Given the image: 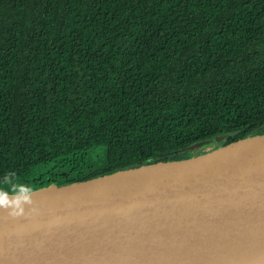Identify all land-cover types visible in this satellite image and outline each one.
<instances>
[{"label": "trees", "instance_id": "1", "mask_svg": "<svg viewBox=\"0 0 264 264\" xmlns=\"http://www.w3.org/2000/svg\"><path fill=\"white\" fill-rule=\"evenodd\" d=\"M261 133L264 0H0V188L67 185Z\"/></svg>", "mask_w": 264, "mask_h": 264}, {"label": "water", "instance_id": "2", "mask_svg": "<svg viewBox=\"0 0 264 264\" xmlns=\"http://www.w3.org/2000/svg\"><path fill=\"white\" fill-rule=\"evenodd\" d=\"M228 136L23 194L0 207V264H264V133L197 154Z\"/></svg>", "mask_w": 264, "mask_h": 264}, {"label": "clouds", "instance_id": "3", "mask_svg": "<svg viewBox=\"0 0 264 264\" xmlns=\"http://www.w3.org/2000/svg\"><path fill=\"white\" fill-rule=\"evenodd\" d=\"M0 184H5L8 186L9 181L7 178H4L0 180ZM19 185V183H18ZM7 188H0V207H7L11 210V214L13 215H19L23 213L24 208L21 204V201L31 203L29 196L23 195L25 193H31L33 191V188L31 186H28L27 188H19L17 189L14 194L16 196L15 200L10 201L9 195L13 194L10 193ZM33 211H37L36 209H33Z\"/></svg>", "mask_w": 264, "mask_h": 264}, {"label": "rangeland", "instance_id": "4", "mask_svg": "<svg viewBox=\"0 0 264 264\" xmlns=\"http://www.w3.org/2000/svg\"><path fill=\"white\" fill-rule=\"evenodd\" d=\"M104 157H105V149L97 150V151L90 153L85 162L86 168L87 167L95 168L98 164H102ZM65 172H68V170H66ZM19 188H24V187L20 186V187L15 188L14 190H17Z\"/></svg>", "mask_w": 264, "mask_h": 264}]
</instances>
